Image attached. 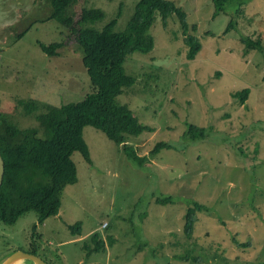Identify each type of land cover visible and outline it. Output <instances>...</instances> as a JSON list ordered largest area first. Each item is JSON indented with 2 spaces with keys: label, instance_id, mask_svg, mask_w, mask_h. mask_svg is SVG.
<instances>
[{
  "label": "rangeland",
  "instance_id": "obj_1",
  "mask_svg": "<svg viewBox=\"0 0 264 264\" xmlns=\"http://www.w3.org/2000/svg\"><path fill=\"white\" fill-rule=\"evenodd\" d=\"M174 1L201 49L187 59L177 15L164 25L156 12L149 29L153 48L127 55L125 70L137 79L115 98L154 128L128 140L139 155L148 156L158 141L173 146L139 165L101 130L85 126L91 162L73 153L79 178L65 187L59 214L42 224L34 211L13 225L0 221V237L9 235L49 264H264V55L246 53L241 41L260 36L264 43V0H228L215 16L213 0ZM120 2L114 30L122 31L137 0H79L73 8H101L104 18L93 24L101 28L116 17ZM43 3L31 0L30 6ZM49 10L47 1L45 9L21 11L14 24L11 12L0 15V115L21 128L38 122L24 114L20 99L62 105L93 89L83 50L69 30L55 19L32 22ZM231 20L234 26L225 31ZM60 41L66 44L57 56L38 45ZM245 87L251 92L241 105L233 91ZM189 124L205 127L207 137L185 138ZM168 194L173 203L154 202ZM191 199L208 211L198 213L187 238L183 214ZM77 222L81 234L70 228ZM94 233L105 246L87 255L83 245L93 248ZM236 240L249 245L240 247ZM188 247L202 262L175 258Z\"/></svg>",
  "mask_w": 264,
  "mask_h": 264
},
{
  "label": "trees",
  "instance_id": "obj_2",
  "mask_svg": "<svg viewBox=\"0 0 264 264\" xmlns=\"http://www.w3.org/2000/svg\"><path fill=\"white\" fill-rule=\"evenodd\" d=\"M47 1L49 13L32 22L55 19L69 30L70 39L74 37L83 50V66L93 89L77 102L62 105H53L34 97L20 99L18 106L25 115L34 116L38 122L36 127L21 128L0 115V151L5 161L4 179L0 187V221L7 225L15 224L19 217L29 211L36 213V223L41 224L47 218L59 214L65 187L77 182L79 178L77 164L72 158L73 153L80 151L84 159L91 162L89 148L83 138L85 126L101 130L110 140L121 145L127 157L139 165H143L148 156L154 157L160 149L173 146L171 143L158 141L148 156L139 155L128 140L145 131L153 132L154 128L142 124L127 105L118 104L115 99L124 86L131 85L137 79L125 70L124 61L127 55L134 51L146 53L153 48L154 41L149 29L156 12L161 16L164 25L172 13L177 15L183 33L182 40L187 47V59H194L201 49L198 37L188 33L185 11L174 0H137L126 28L122 31L114 30L120 15L121 2L116 17L101 28H96L93 24L104 18L101 8L86 7L83 4L77 12L73 7L79 0ZM227 1L213 0L214 16L224 10ZM240 10L242 6L238 8ZM233 26L234 21H229L225 31ZM28 28L29 26L18 32L16 37L20 38ZM192 28L195 30V25ZM241 41L245 44L246 53L255 49L264 55V43L260 36H242ZM65 44V41L50 44L38 42L41 49L50 56L59 55ZM250 92L251 89L245 87L233 91V95L243 105ZM206 133L205 127L189 124L184 137L206 138ZM153 199L157 204L173 203L170 194L162 197L156 195ZM206 211V204L192 199L188 201L183 214V232L187 238L192 237L198 213ZM70 228L81 234L82 223L77 222ZM110 240L112 239L109 238ZM91 241L94 242L93 248L89 244L83 245L87 248V255L104 249V240L98 234L94 233ZM236 244L240 247L249 245L248 242L242 243L238 240ZM192 251L188 247L183 254L175 255V258L185 262H202L199 261L202 258L193 256Z\"/></svg>",
  "mask_w": 264,
  "mask_h": 264
},
{
  "label": "flooded vegetation",
  "instance_id": "obj_3",
  "mask_svg": "<svg viewBox=\"0 0 264 264\" xmlns=\"http://www.w3.org/2000/svg\"><path fill=\"white\" fill-rule=\"evenodd\" d=\"M26 1V0H25ZM18 2V0H0V15L2 16L3 14H6L7 12H11L13 15V24L17 21H19L22 17L20 16L21 11L24 12H29L33 11V10H40V9H45L46 6V2L47 0H43L45 3H43L42 7H31L30 3L31 0H29V2L26 4V2ZM13 24L12 25H8L9 28H11V30L13 29ZM3 237V238H2ZM6 237V238H5ZM24 244L25 241L23 242ZM27 245V244H26ZM24 251L27 253H32L35 254L37 256L38 253L30 248H24L23 246H19L16 245L15 243H13L11 241L10 236L8 235H1L0 237V264L1 262H3V260H5L6 257H8L9 255H11L12 253H14L15 251ZM41 257V256H40Z\"/></svg>",
  "mask_w": 264,
  "mask_h": 264
},
{
  "label": "water",
  "instance_id": "obj_4",
  "mask_svg": "<svg viewBox=\"0 0 264 264\" xmlns=\"http://www.w3.org/2000/svg\"><path fill=\"white\" fill-rule=\"evenodd\" d=\"M5 173V161L0 151V187L3 183ZM1 264H49L42 257L21 250L15 251Z\"/></svg>",
  "mask_w": 264,
  "mask_h": 264
}]
</instances>
